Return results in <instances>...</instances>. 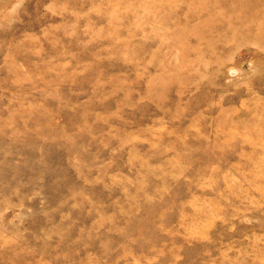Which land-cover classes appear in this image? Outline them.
<instances>
[{
  "label": "rangeland",
  "instance_id": "rangeland-1",
  "mask_svg": "<svg viewBox=\"0 0 264 264\" xmlns=\"http://www.w3.org/2000/svg\"><path fill=\"white\" fill-rule=\"evenodd\" d=\"M0 264H264V0H0Z\"/></svg>",
  "mask_w": 264,
  "mask_h": 264
}]
</instances>
